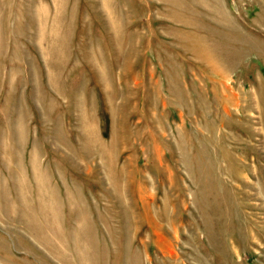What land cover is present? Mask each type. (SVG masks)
Segmentation results:
<instances>
[{"label": "rangeland", "instance_id": "1", "mask_svg": "<svg viewBox=\"0 0 264 264\" xmlns=\"http://www.w3.org/2000/svg\"><path fill=\"white\" fill-rule=\"evenodd\" d=\"M132 1L135 7L144 13L142 16L144 20L134 23L135 27L142 28L144 36L142 53L134 67L139 85L135 92L133 114L129 115L131 124L135 126L139 124V130L132 136L133 143L130 151L120 152L119 161L123 164L125 160H132L135 173L131 194L137 201L139 213L141 215L144 213L143 205L139 202L141 197L139 188L150 189L153 185L155 202L160 205L167 195L171 201L170 207L173 215L171 216L172 224L168 226L165 233L160 235L156 234L155 229L148 222L141 224L140 234L135 237L133 244L135 248H138L142 240L147 243L146 252L140 255V264H264V59L254 54V57L246 60L242 71L239 65L228 74V78L221 79L212 70L210 73L207 66L202 61L196 60L191 52L179 46L173 36L168 35L166 29L171 28L169 26L174 28L173 26L176 25L169 16V18L167 15L159 16L157 10L163 7L160 1ZM223 2L231 14L236 19L245 22L249 29H259L254 23L261 11L258 0H223ZM7 3L9 4H7L8 24L0 30V33H4L5 36L0 52V177L10 184L12 180L8 176L9 171L19 172V162L11 156V143L21 153V165L27 173L29 179L27 181H33L29 162L35 146L40 150L42 163L50 175L52 173L47 169L49 164L51 167L53 162L55 164L61 162L63 171L60 170L57 174L54 170L51 179L56 183L62 200H65V192L69 185L77 187L86 207L95 218L102 234L101 238L105 236L107 240L109 250L106 263L112 264L115 259H118L120 264L129 262L132 259L131 255L123 251L125 248V245L123 246L124 235L122 233L109 234L104 224L99 221L100 217L99 219L97 217L99 211L104 210V194L108 193L105 178L100 181L94 173H88L74 166L54 144L56 142L52 136L57 130L53 127V119L57 112H60L62 123L67 119L68 114L65 113L67 98L59 96L48 82V65L45 61L47 54L44 50L47 42H39L37 39V35L40 36L37 25L40 23L39 19L34 13L24 10L27 0H7ZM38 3L47 5L49 12L43 18H47V28H51V22L56 15L54 0H29L31 8L35 4L39 5ZM74 3L75 14L69 39L70 57L61 85L66 91L64 93L66 96L70 85L77 87L85 78L83 88L79 86L80 89L77 91L82 89L86 98L90 96L88 100L94 101L100 134L107 140L110 139L114 129L115 118L96 72L87 62L85 63L77 46L82 39L84 19L89 20V32L92 36L104 35L107 38L108 33L104 23L93 12L88 0H74ZM43 45L45 48L42 47ZM166 55L172 56L177 63L178 77L183 84L189 106L192 108L191 112L187 111L184 105L171 102L169 82L174 76L169 71L171 67L165 63ZM112 66L117 76L118 67L115 63L109 65L110 68ZM34 70L38 73L37 81ZM116 79H119V76ZM225 82L227 86L231 84L233 91L237 92L240 87L243 88L246 98L245 100L243 97L245 105H241L239 114H236L234 118L246 120L245 115L251 112L254 121L253 128L257 127L258 134L249 135L247 128L228 118L225 119L227 127H222L226 105L223 93ZM260 89L263 92L262 98L255 95V91ZM40 91L44 92L45 101L53 97L55 103L59 100L60 105L46 110L43 105L44 100L38 95ZM153 94L157 98L158 106L164 109L167 121L165 134L151 121L149 109ZM252 94L255 95L256 106L248 111L247 105L251 106ZM12 98L17 101L16 105L14 104L15 112L22 110L26 114L27 125L22 146H17L14 139L11 141V126L7 116L12 111L9 105ZM259 101L261 106L257 105ZM205 111H207L208 122L215 129L213 132L206 128L202 130L203 137L209 138L213 134V139L209 140L210 143L208 142L211 159L207 160L205 156L200 158L203 167L200 171L196 167L194 156L200 146L198 138L201 134L196 132L192 121ZM15 112L13 111L14 116L17 113ZM181 113L184 115L183 129L188 134L190 142L191 163L188 164L180 161L178 150L177 126L181 121ZM75 115L77 116V113ZM68 117L70 119L67 121L72 120V124L74 123L68 129L70 133H75L72 140L77 145L79 141L78 124L76 120H73L72 114ZM62 131L65 132L63 129ZM233 134H237L243 140L235 141L232 138ZM65 135L69 139V136ZM6 142L9 150L4 153L1 145ZM154 145L160 150L163 165L155 161ZM226 151L235 154V158L238 159L236 164L230 165L233 171L231 173L224 169L227 167ZM61 159L66 160L72 167H68L69 165L65 162L64 164ZM100 168L101 166L96 163L95 173H98ZM100 171L104 177V171L102 169ZM144 177L147 183L143 182ZM217 177L222 180L223 187L230 192V199L233 198L229 201V205L238 203L239 211H233L228 220L222 218L223 216L219 213L220 206L224 204L212 194ZM223 193L227 194L225 191ZM30 194L33 195L34 192ZM15 195L16 192L10 187V196L13 198ZM65 206L61 209L59 227L64 236H70V228L68 227L65 231V223H71L73 215L70 214L68 205ZM37 218L39 222H42L39 213ZM37 225L41 224L37 222ZM23 231L25 232L22 222L9 219L7 215L0 213V237H5L9 241V248L0 247V264L7 259L16 264H64L47 251L33 253L21 247L17 242V235L30 240Z\"/></svg>", "mask_w": 264, "mask_h": 264}, {"label": "bare ground", "instance_id": "2", "mask_svg": "<svg viewBox=\"0 0 264 264\" xmlns=\"http://www.w3.org/2000/svg\"><path fill=\"white\" fill-rule=\"evenodd\" d=\"M158 1L163 4V7L156 12L159 16H169L170 20L176 25L173 26L174 28L169 26L171 28L168 27L169 29H166L168 35L173 36L179 46L191 52L196 60L207 64L219 78H228V74L234 70L239 61L243 59L245 53H248L250 50L252 52H260L264 56V42L261 43L257 39L249 37L241 30L240 25L235 23L236 21H234L223 0ZM259 1L263 8L261 21L264 23V0ZM88 2L93 12L106 26L108 37L106 38L104 35L92 36L89 31L85 32L84 35L83 32L81 42L77 47L81 52V57L94 69L104 88L110 110L115 118L114 129L110 139L105 140L104 136L102 137L100 134L94 101L87 100L83 92L76 93L74 106L79 129L78 144L76 145L72 141H69L59 123H57L58 127L55 129L57 133L54 135L53 140L56 142L54 144L59 147L63 155L74 166L84 169L88 173H94L100 181L105 178L108 186V193L104 194L103 199V209L105 211L100 210L97 217L98 219L100 217L99 221L104 224L106 232L109 234L122 233L124 235L125 242L123 246L125 245V248L123 251L132 257L131 261H126L127 263L124 261V264H140V255L146 252L147 243L142 240L138 248H135L133 244L135 243V237L140 234L139 229L141 224L148 222L155 229L156 234L160 235L165 233L168 226L172 224L171 216H173L169 197L166 195L163 203L158 205L155 202L154 189L151 184L150 189L139 188L141 192L139 202L142 203L144 209L142 215L139 213L137 201L133 199L131 194L135 173L132 160H125L123 164L119 161L120 152L130 151L129 149H131L133 143L132 136L139 130V124L136 126L132 125L129 115L133 114L134 102L136 100L135 92L139 85L134 67L142 53V39L144 36L142 28L135 27L134 23L143 21L144 18L142 16L144 13L135 7L132 0H88ZM7 4V0L0 1V25H5L4 23L7 22L9 17L7 16ZM54 5L56 14L58 15L55 18L56 29L54 30L56 31L53 35L54 42L56 43L53 42L54 45L51 44L50 48H45L44 50L48 61H56L55 63H51L52 70L50 69L51 65L48 68L49 83L55 90L61 92L62 90L58 89L59 78L62 77L61 74L65 70L70 57L69 39L75 14V3L74 0H54ZM30 6L29 0H27L24 7L25 10L35 15L38 13L45 15L49 12L48 7L44 3L39 4L37 9H33ZM65 24L66 26H64ZM83 26H85L86 30L88 29V22L85 19ZM40 31L44 30L41 29ZM42 37L44 36L42 35ZM46 40L44 38V41ZM1 43H3V39ZM44 50L42 49V52ZM166 56L165 63L171 67L169 71L175 77L172 80L170 79L171 81L169 82L171 102L176 105H184L186 110L191 112L192 108L189 106V100L183 90L181 79L178 77L177 63L172 56ZM114 63L119 70L117 74L119 79H116L117 76L113 66L109 67V65ZM225 84L223 93L226 105L224 107L225 116L222 119V127H227L225 119L228 118L231 121L237 122L238 125L240 124L243 125L242 127L247 128L248 130H246L249 132V135L252 133L258 134L257 127L253 128L254 121L250 114L251 112L245 115L246 120L234 118L236 114H239L238 111L242 108L241 105H245L243 100H246V98L244 97L243 88L240 87L236 92L232 90L230 83L228 84L229 86H227L226 82ZM83 85L82 82L80 88H83ZM80 88L77 89L79 90ZM255 93L258 98L263 97L261 89L255 91ZM41 94L43 96V93ZM252 95L251 106L247 105L248 111L253 110L256 106L255 95ZM257 105L261 106L260 101ZM52 106L53 103H50V107ZM149 111L153 124L165 134L167 131V121L164 109L158 106L157 98L154 94L150 99ZM22 113L20 112L19 114L18 125L17 123L15 124L16 139L18 138L15 141L17 146H22V141H24L23 128L26 123L24 124V114ZM206 113L207 111L200 113V116L197 115L192 121L196 132L201 134L198 138L200 146L194 156L195 163L197 164L196 167L200 171L203 170L200 158L205 156L207 160L211 159V150L209 149L208 142L210 139H213V134L209 138L203 137L202 130L206 128L208 130L211 129L213 132L215 129L208 122ZM180 117L181 121L177 126L178 150L180 152V161L188 164L191 163V156L189 157V136L183 129V113H181ZM13 134L15 135V132ZM225 136H227L226 133ZM232 138L237 142L243 140L237 134H233ZM154 146L155 161L163 165L160 150L156 145ZM1 147L4 153H7V150H9L5 143ZM10 150L11 156L13 155L15 161L19 162V172L9 171L8 176L12 180L10 184L0 177V213L7 215L9 219L23 223L25 229V232H23L29 236L30 240L17 235L18 244L33 253L47 251L52 257L63 261L64 264H107L106 255L109 250L107 240L105 236H103V239L101 238V231L93 214L86 207L79 189L69 185L65 192V200L63 201L60 193H58L56 183H54L51 175L42 165L40 150L36 146L30 159L33 181H27V173L21 165L20 151L15 149L13 145H11ZM225 153L227 167L224 169L231 173L233 171H231L230 165L236 164L238 159L235 158V154H230L227 151ZM156 162L153 163L156 164ZM96 163L104 171V177L101 175L100 169L98 173H95ZM219 173L221 174V172ZM143 182L147 183L145 177ZM227 183L229 184V182ZM10 187L16 192L13 198L10 196ZM224 191L227 193L226 195H224ZM32 192H34L33 195L30 194ZM212 194L218 201L224 204V206H220L219 208V213L223 216L222 218L228 220V218H231L230 215L233 211H239L238 203L232 206L229 205V201L233 198L230 199V192L223 187V182L218 177L217 183L213 185ZM65 205H68L70 214L73 215V221L65 223V231L69 227L70 236H64L62 229L59 227L61 225V209ZM38 213L42 217V222H39L38 218L36 219ZM206 219L208 218L206 217ZM37 222L42 226L37 225ZM205 224L207 225V223ZM18 228L20 229V227ZM0 247L9 248V241L5 237H0ZM7 261H4L3 264H12L14 262L10 261V263L8 259ZM13 264L16 263L14 262ZM112 264L120 263L118 259H115L112 261Z\"/></svg>", "mask_w": 264, "mask_h": 264}, {"label": "crops", "instance_id": "3", "mask_svg": "<svg viewBox=\"0 0 264 264\" xmlns=\"http://www.w3.org/2000/svg\"><path fill=\"white\" fill-rule=\"evenodd\" d=\"M259 1V0H258ZM259 4H260V6H261V11H260V13H259V15H258V19L257 20H255V25L256 26H258L259 27V29H257L256 30V28H255V30H253V29H249L248 28V26H246V24H245V22H243V21H241L240 19H236V17L233 15V14H231L232 15V17L234 18V21H236L235 23H238L239 25H240V27H241V30L243 31V32H245L249 37H251V38H253V39H257L258 41H260L261 43H263L264 42V28H263V26H264V23L261 21V16H262V13H263V8H262V4H261V2L259 1ZM44 5H46V4H44ZM26 6V5H25ZM30 7H32V6H30ZM37 7H39V5H37V4H35L34 5V7H33V9H37ZM46 7H47V5H46ZM24 10H25V8H24ZM26 11V10H25ZM27 12H29V11H27ZM230 12V11H229ZM48 13V12H47ZM56 13V12H55ZM231 13V12H230ZM42 17H41V16ZM36 16V18H38L39 19V21L40 20H42V21H40V23L38 24V27L40 28L39 29V32H40V37H39V35H38V38L37 39H40L39 40V42H47V45L48 46H46V48L48 49V48H50L52 45H54V43H56V42H54L55 41V39H54V37H53V35L55 34V31L56 30H54V29H56V26H55V18H57V14H56V16L54 17V20H52V24H51V28H47V23H48V20L46 19V17H45V19L43 18V16H44V14H36L35 15ZM39 16V17H38ZM74 18V17H73ZM44 20V21H43ZM47 20V21H46ZM46 21V22H45ZM43 22V23H42ZM87 22L89 23V20H88V18H87ZM5 25H0V26H2V27H0V30L2 29L3 30V28H4V26H6V24H8V20H7V22L6 23H4ZM67 24V23H66ZM66 24L64 25V26H66ZM237 24V25H238ZM41 25H43V26H41ZM46 25V26H45ZM90 23L88 24V31H90ZM45 26V27H44ZM43 27V28H42ZM85 26H83V32H84V35H85V32H86V29L84 28ZM45 28V29H44ZM47 28V29H46ZM44 30L45 31V33L43 32V31H40V30ZM52 29V30H51ZM46 30H48V31H46ZM50 31H51V33H50ZM5 32V31H4ZM41 32H43V33H41ZM92 32H93V29H92ZM47 34V35H46ZM51 34V35H50ZM42 35L44 36V37H42ZM49 35H50V38H49ZM71 35V34H70ZM47 36V37H46ZM82 36H83V34H82ZM44 38H45V40L46 41H44ZM2 39H3V42L5 41V36H4V33H0V45L2 44L3 45V43H1L2 42ZM38 41V40H37ZM52 41V42H51ZM54 42V43H53ZM52 44V45H51ZM264 44V43H263ZM1 45V46H2ZM1 46H0V50L3 48V46H2V48H1ZM43 48H45V46L43 45L42 46ZM246 47H248V46H246ZM1 52V51H0ZM247 52V51H246ZM254 54H257V56L260 58V59H264V56H262V54L260 53V52H256V51H253L252 52V50H250V51H248V53H245V55H244V57H243V59L241 60V61H239V63L237 64V66L234 68V70L240 65V68H241V71H242V69L245 67V63L247 62L246 60L248 59V58H252V57H254ZM248 56V57H247ZM247 57V58H246ZM246 58V59H245ZM27 59L28 60H30L28 57H27ZM45 59V58H44ZM45 61H46V63H47V65H48V68H49V66H50V69L52 70V64L51 63H55V62H53V61H48L47 59H45ZM86 63V62H85ZM205 66H207V68H208V70H209V72L210 73H212L211 72V69H210V67L207 65V64H205L204 62H202ZM67 69H68V64H67V66L65 67V70L63 71V73L65 72V71H67ZM233 70V71H234ZM56 71H58V70H56ZM35 73H37L36 72V70H34V74ZM63 73L61 74V76H63ZM35 75H37V77H36V80H37V78H38V73L37 74H35ZM48 78H49V76H48ZM60 80H59V85H58V89L61 91V92H58V90H55L51 85V87H52V89L53 90H55L56 92H57V94H59V96H61V97H66L67 98V101H66V109H65V113L66 114H68V115H70V114H72L73 116H74V119L73 120H76L77 119V117H76V111H74L75 110V106H74V104H75V97H76V95L78 94V93H82V91H78L77 92V88H79V86H81V84H82V82L85 80V78H83V80H82V82L80 81V84L76 87V86H69L70 88H69V93H66V96H65V90H64V88L62 87V85H61V81H62V77L61 78H59ZM48 82H50L49 81V79H48ZM262 83V82H261ZM50 84V83H49ZM61 85V86H60ZM219 85V84H218ZM38 87H40L39 85H37ZM41 93H43V96H42V94ZM77 93V94H76ZM84 94V93H83ZM39 95V98L40 99H43L44 100V103H43V105H45V109L46 110H50L53 106H55V105H57V106H59L60 105V102H59V100L55 103V101H54V98L52 97L50 100H48V101H45V97H44V92L43 91H41L40 92V94H38ZM44 97V98H43ZM85 98H86V95H85ZM87 100L88 99H90V96H88L87 98H86ZM11 102L9 103V105H10V107H11V109H12V111L10 112V114L7 116V119H8V121H9V123H10V130H11V141L14 139V142L16 141V140H18V138L16 139V123H17V125H18V121H19V112H23L22 110H17L16 112H15V110L16 109H14V107H15V105H16V103H17V101H16V99L15 98H12L11 100H10ZM50 101V102H49ZM53 101V102H52ZM73 101V102H72ZM48 102H49V104H48ZM50 103L52 104L53 103V106L52 107H50ZM15 104V105H14ZM62 105V104H61ZM49 107V108H48ZM13 111L17 114H15V116H14V113H13ZM13 113V115H12V117H11V114ZM22 114H24L23 115V119L25 120L24 121V128H23V132H24V136H25V129H26V125H27V119H26V114L23 112ZM7 115V114H6ZM68 115H67V119L66 120H64V121H66V123H64V121H63V123L61 122V118H60V112H57V114H56V116L54 117V119H53V123H54V125H53V127H54V129H57V127H58V125H57V123H60L61 124V127H62V129L65 131L64 132V134H67L68 136H69V140L70 141H72L73 143H74V141L72 140L73 139V137L75 136V133L73 132V133H70V131H69V129H68V127L70 126H73L74 125V123L72 124V120H70V122L69 121H67L68 119H70L69 117H68ZM18 117V119L16 120V118ZM60 120V121H59ZM56 124V125H55ZM14 129V130H13ZM59 129V128H58ZM12 131H13V133L15 132V135L12 133ZM56 133H57V131H56ZM56 133H55V135H56ZM54 136H52V138H53ZM5 144H7V142L5 143ZM16 144V143H15ZM11 145H13V143H11ZM32 155V154H31ZM12 157H13V155H12ZM59 157H60V155H59ZM30 159H31V156H30ZM55 159H57V158H55ZM54 159V160H55ZM42 160V159H41ZM62 160V162L64 163H67V165H69L68 167H70L71 165H70V163H68L66 160H64V159H61ZM30 163V162H29ZM61 162H56V164L53 162V166H51L50 167V164H49V167H47V169L52 173L51 175H53L54 173V170L57 172V174L60 172V170L61 171H63V169H62V164H60ZM64 163V164H65ZM42 165H43V167H45V165H44V163H42ZM31 166V165H30ZM72 167V166H71ZM46 168V167H45ZM62 174H63V172H62ZM31 175H32V171H31ZM66 220H68V217H66Z\"/></svg>", "mask_w": 264, "mask_h": 264}]
</instances>
